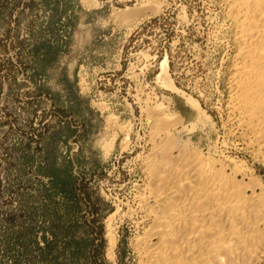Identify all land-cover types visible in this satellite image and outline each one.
I'll use <instances>...</instances> for the list:
<instances>
[{
  "label": "rangeland",
  "instance_id": "1",
  "mask_svg": "<svg viewBox=\"0 0 264 264\" xmlns=\"http://www.w3.org/2000/svg\"><path fill=\"white\" fill-rule=\"evenodd\" d=\"M220 1L0 0V264H134L118 209L143 186L155 104L188 124L196 100L214 122L202 143L264 180L222 127L233 48Z\"/></svg>",
  "mask_w": 264,
  "mask_h": 264
},
{
  "label": "bare ground",
  "instance_id": "2",
  "mask_svg": "<svg viewBox=\"0 0 264 264\" xmlns=\"http://www.w3.org/2000/svg\"><path fill=\"white\" fill-rule=\"evenodd\" d=\"M220 2L226 17L222 27L233 48L226 94L218 103L222 127L264 163V0ZM116 17L132 16L121 10ZM187 99L196 111L188 124L168 108H148L152 128L138 156L144 183L127 209H118L136 229L130 240L134 264H259L264 256V180L241 158L215 143H202L200 134L214 122L200 103ZM122 144L127 150L125 138ZM107 235L108 257L115 259L117 238Z\"/></svg>",
  "mask_w": 264,
  "mask_h": 264
}]
</instances>
